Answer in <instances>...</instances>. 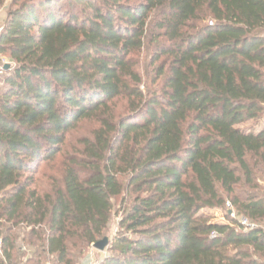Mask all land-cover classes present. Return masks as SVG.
<instances>
[{"label": "trees", "instance_id": "16d2710c", "mask_svg": "<svg viewBox=\"0 0 264 264\" xmlns=\"http://www.w3.org/2000/svg\"><path fill=\"white\" fill-rule=\"evenodd\" d=\"M13 6L0 32L13 62L0 76V264H75L125 192L99 264H264L263 227L200 215L231 200L264 221V198L237 193L252 181L248 157L264 160V128L239 126L264 119V0ZM85 119L99 127L67 156L61 183L31 189L38 164Z\"/></svg>", "mask_w": 264, "mask_h": 264}, {"label": "rangeland", "instance_id": "374dc122", "mask_svg": "<svg viewBox=\"0 0 264 264\" xmlns=\"http://www.w3.org/2000/svg\"><path fill=\"white\" fill-rule=\"evenodd\" d=\"M13 1L14 0H6L5 4L0 9V32L4 27L9 10L14 7ZM146 46V49L139 54L142 69H146V66L151 60L153 53V46L150 45L148 41ZM11 64H13V62L8 54H0V76L3 74V68ZM147 80L150 83V78H148ZM0 85L1 87H3L2 84ZM126 103L127 101L125 99H120L118 101V103L116 104V111L118 114L126 111ZM239 126L246 131L254 130L255 132H257L264 128V119L257 123L254 121H248ZM97 127H99V123L95 119H85L80 121L75 129H73V131L68 134L67 142L63 147L62 153H60L51 161H42L38 164L37 170L33 175L35 182L31 186V189H37V192L39 194H43L46 191L52 189L53 186H58L62 181L65 159L67 158V156L76 153L79 149H82V140L84 138H91L93 136V132ZM248 162L253 173L252 181L250 183L247 182L246 179H244L238 186L237 193L241 196L255 195L257 197L264 198V160L261 156L250 155L248 157ZM239 172L244 177L242 171ZM125 195H127V198H129L130 196V194L128 195L126 192L123 194V196ZM123 196L119 199H113L114 206L111 220L104 236L101 238L103 239L104 237H108L110 239L109 244L107 245L105 250L100 251L95 249L93 245H90V247H86L82 254H80L79 249H74L73 253L75 264H99L103 259L111 254V251L109 250L111 242L119 231V221L121 217L120 206ZM226 212L238 221L243 222L246 226L257 225L264 228V221L252 220L245 217L244 214L238 211L231 204V200H228L226 202V205L222 209H203L200 212V215L208 216L213 222L228 223L226 219ZM4 223L7 226L12 225V222ZM21 227L22 228L14 229L13 233L20 234L22 237L23 234H27L28 230L26 227L24 228V226ZM18 245L22 246L23 250H26L28 257L32 256V247H29L20 241L18 242ZM44 264H53V260H44Z\"/></svg>", "mask_w": 264, "mask_h": 264}, {"label": "water", "instance_id": "95a60500", "mask_svg": "<svg viewBox=\"0 0 264 264\" xmlns=\"http://www.w3.org/2000/svg\"><path fill=\"white\" fill-rule=\"evenodd\" d=\"M109 238L104 237L103 239L99 240L98 242L94 243L93 246L95 249L104 251L107 245L109 244Z\"/></svg>", "mask_w": 264, "mask_h": 264}]
</instances>
